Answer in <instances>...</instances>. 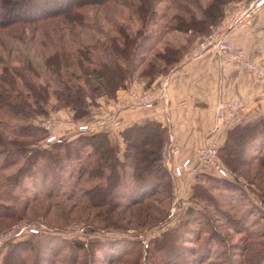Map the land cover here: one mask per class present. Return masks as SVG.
<instances>
[{
  "label": "trees",
  "instance_id": "obj_1",
  "mask_svg": "<svg viewBox=\"0 0 264 264\" xmlns=\"http://www.w3.org/2000/svg\"><path fill=\"white\" fill-rule=\"evenodd\" d=\"M236 1L239 0H0V48L4 52L0 53V168L15 167L6 184L15 187L29 179L34 185L40 180L46 199L62 196L70 201L71 209L93 211L96 220L102 216L103 222H110L103 226L109 230L121 231L129 224L142 228L152 222L164 223L170 216L174 196L172 174L165 164L169 139L166 125L155 119L134 122L119 132L115 143L108 132L99 130L80 131L72 137L55 134V140L47 143L44 138L48 131L42 119L69 108L73 122H85L100 98H116L118 91L133 79L144 78L146 85L152 84L178 66L192 42L224 17L226 5ZM161 3H167L171 13L164 31L153 36L147 28L151 20L155 22L159 17L157 5ZM103 4L129 10L125 23L109 19L112 33L101 24L98 27L97 21L82 11L85 6ZM133 22L138 23L135 29ZM27 27L42 36L34 48L37 60L13 43L26 41ZM94 31L104 33L103 37L95 36ZM168 34L172 35L169 39ZM42 74L48 81H41ZM50 81L55 85L52 88ZM217 159L231 179L207 175L206 183H192L186 217L152 239V252L140 251L142 242L128 238L65 240L41 234L34 239L2 243L0 248L6 247L2 264L15 260L27 264L28 258L30 264H41L36 244L37 248L44 243L51 246L53 241L71 248L69 264H78L81 253L84 264H94L102 257L105 264H126L125 256L136 251L137 258L146 261L159 254L158 259L165 262L166 255L171 254L170 263L189 264L176 241L186 238L187 232L197 244L202 235L192 231L190 223L202 220L209 227L208 237L197 247L183 245L194 264H244L235 254L246 256L248 250V264H264V241H257L256 236L257 225L264 219V117L227 129L223 143L217 147ZM65 170L75 176L70 188L63 186ZM49 178L47 185L44 180ZM207 183L222 189L221 203L213 200L211 193L206 194L210 189ZM27 188L24 185L23 193L12 203L0 201V220L24 217L31 202ZM237 191L255 195L257 202L245 203L243 196L231 198ZM161 192H166L168 198L164 214L152 199ZM209 206L222 216L229 230L252 240L251 247L234 244L228 233L216 232L205 208ZM161 214L163 217L158 219ZM97 227L100 226L91 229ZM118 246L120 252L115 253ZM257 247L262 248L257 252ZM26 250L33 256H24ZM179 257L183 262L176 263ZM48 262L64 264L53 258Z\"/></svg>",
  "mask_w": 264,
  "mask_h": 264
},
{
  "label": "crops",
  "instance_id": "obj_2",
  "mask_svg": "<svg viewBox=\"0 0 264 264\" xmlns=\"http://www.w3.org/2000/svg\"><path fill=\"white\" fill-rule=\"evenodd\" d=\"M227 7L219 24H225L232 16L241 13L246 3L236 1ZM224 34L235 48L264 67V5L251 12L250 18H243L224 30ZM203 37L192 42L178 66L152 84L146 85L144 78H136L125 89L118 91L115 99L100 98V106L93 107L88 117V120L96 119L100 123L94 131L108 132L115 143L123 128L134 122L155 119L168 127L169 143L178 148L174 161L179 163L186 158L193 162L197 150L205 144L214 142L219 147L230 127L264 117V84L255 82L247 70L221 65L220 57L213 48L193 54V47ZM141 97H151L154 103L143 105L138 101ZM232 99L239 100L241 107L232 117L218 123L216 104ZM55 116L62 119L63 125L70 131H74L72 126L76 123L71 120L69 109L60 110ZM70 135L74 136V133ZM198 172L214 175L209 167H202ZM172 179L177 181L178 186L189 188L196 176L184 171L181 177L175 179L172 176ZM179 198L176 195V199Z\"/></svg>",
  "mask_w": 264,
  "mask_h": 264
},
{
  "label": "rangeland",
  "instance_id": "obj_3",
  "mask_svg": "<svg viewBox=\"0 0 264 264\" xmlns=\"http://www.w3.org/2000/svg\"><path fill=\"white\" fill-rule=\"evenodd\" d=\"M239 1H243V0H239ZM248 2V1H247ZM245 2V3H247ZM232 3V2H231ZM231 3H229L228 5H230ZM167 5V3H161L157 5V11H158V18L156 19L155 22H153L151 20L147 30L148 33H150L151 35L155 36V35H159L160 33H162L164 30V23L165 21L168 19L171 10L169 7L165 6ZM226 5L225 9H224V15L225 12L227 11L226 9L228 8ZM117 7V9L115 8ZM230 9V8H229ZM85 10L87 11L88 15H90L91 19H95L97 21L98 27L101 24L102 28H105V30H107L109 33H112L111 30V25L113 21H118V22H122L125 23V19L126 16H128L129 10L127 8L121 7V6H114V8H112L110 5L108 6V4H103V5H95V6H89L87 8V6H85L84 8H82V11ZM116 13V14H115ZM109 19H112V22L109 21ZM222 21V19L220 20ZM220 21L215 24L214 26L209 28V31L206 32L205 34L201 35L202 36H207L212 29L216 28L218 26V24L220 23ZM132 27L135 29L136 27H138V23L137 22H133L132 23ZM95 36L98 37H103L104 33H98L96 31L92 32ZM24 37L25 40L29 41L28 43L25 42H21L20 44L17 42H13L14 44H16V47H19L21 49L24 50H28L29 54L32 56V58L34 60H37V58L34 55V48L37 46L38 42L41 39V33L38 32H31L29 27L25 28L24 30ZM172 37V35L168 34L166 35V38H170ZM200 37V36H199ZM0 53H4L1 48H0ZM40 62H37V67L39 69L42 70V66L39 64ZM43 71V70H42ZM42 82L48 81V78L42 74V77L40 78ZM134 80V79H133ZM132 80V81H133ZM131 81V82H132ZM130 82V83H131ZM129 83V84H130ZM54 83L50 81V87H54ZM108 98V97H105ZM110 99V98H108ZM115 99V98H114ZM100 103L98 106H96L95 108L99 107ZM64 109H69V108H62L60 110H64ZM59 110V111H60ZM70 110V109H69ZM71 111V110H70ZM56 113L51 112L48 116L44 117L43 119L49 118V119H53ZM90 116V114H89ZM88 116V117H89ZM60 121L58 123H56L54 126H52L50 128V130L48 131V134H64L65 136L67 134H69V136H71L70 134L74 133V135L77 132H80L77 128L76 125L77 124H92L93 122H96L98 120L96 119H91L88 120L86 118L85 122H76V124L73 127L74 131L72 132V130L70 131L69 128L67 126L63 125V120L58 118ZM72 120V119H71ZM98 126V125H97ZM97 126L92 127V129L94 130L95 128H97ZM46 136V137H47ZM68 136V135H67ZM72 137V136H71ZM45 139V138H44ZM170 148V143H169V139H168V143L166 145V154L169 151ZM197 153V152H196ZM176 158V157H175ZM186 159V158H185ZM182 159L179 163L181 164L183 160ZM190 163L188 166L183 167L182 168V173L180 176H174L175 179L181 177L184 173V171H187V174H189L190 176H196V179H194V182H201L204 183L207 179V175H212V174H205V173H199L198 170L201 169L202 167H209L212 172H214V176L217 175L215 172V169L213 166L208 165V164H203L200 163L198 158H197V154L195 159H193V162L191 159ZM2 162V157H0V164ZM42 162V161H41ZM219 162V161H218ZM179 164L177 162L174 161V159L172 158L170 160V166L172 164ZM15 171V167L13 168H9V169H1L0 168V201L5 202V203H12L16 200V198L21 195L23 193L22 188L24 185H27V193L30 194L31 196V202H29L28 208L26 213L23 215L24 217L19 219V220H7V221H2L0 220V241L1 244L4 242H15V241H19V240H23V239H30V238H36L42 235H53V236H57L59 238L68 240V239H80V240H87V239H101V240H106V239H117V238H128L131 240H140L142 242V244H140L139 248L140 251L142 250V252H144V250L149 249L152 252V239H154L157 236H160L161 233H163V231H165L166 229L170 228V227H174L176 225L179 224V222L184 219V217H186L185 213L187 210L188 205L190 204V195L192 193V185L188 188V187H184L182 188V186H178L177 185V181L174 182L172 179V184H173V192H174V196H173V200L170 204V216L168 217V219L162 223V224H153L150 223L142 228H139L137 226L134 225H127L128 227L125 228L124 230L121 231H117V230H109L106 229L103 226H108L110 222H108L107 220L104 221L106 223L103 222V217H98L97 219H99L100 221L96 220V218L94 217V212L92 211H85V210H81L78 208L75 209H71L70 208V201L66 200L64 197L60 196V197H56V198H52L50 197L49 199H46L44 197L45 193L44 190L42 188V184L40 180H37V183L32 185V183L30 182L29 179H26L24 181L23 184L21 185H17V186H12V184H6V180H7V176L13 174V172ZM73 174V173H72ZM71 173H69V170H65V172L63 173V186L66 188H70L73 183H75V176L73 178ZM225 178L227 179H231L230 175L226 176ZM39 179V178H38ZM45 183L48 185L50 184L51 178H49V180H44ZM193 182V183H194ZM206 183V182H205ZM208 184V183H207ZM205 184V185H207ZM209 185V192H206V194L208 195H212L211 198L213 200H218V202L221 203L222 201V189H217L215 187V185ZM221 184H218V186L220 187ZM181 188V189H180ZM176 189H178V191H176ZM32 193H35L36 195H33ZM176 195H179L180 198L177 200L176 199ZM229 195V194H227ZM243 196L244 199H242V201H244L245 203L254 201L257 202L255 195L253 194H248V193H242V192H234V194H231V198H243L241 197ZM154 199V204L156 205V207H158L160 209V211L164 214V211L167 208V203L166 201L168 200L167 198V194L166 192H161L159 193V195L155 196ZM224 199V198H223ZM216 202V201H215ZM199 206L203 207V205ZM207 210H209L210 212V217L211 219L214 221L213 224L215 225V231L219 232V234H225L228 233V235H230L228 237L229 240L232 241V243L243 246L245 244H247V246L251 247L252 240H249L247 238H245V236H243L244 234H236L234 232H232L233 230H229L228 229V224H226V222L224 221V219L222 218V216H218L217 213H213L214 208H212V206L205 207ZM262 213H264V208H262ZM160 214V213H159ZM163 214H161L160 216L158 215V219L163 217ZM216 215L219 218H215ZM263 216V215H262ZM190 218L192 217L191 215L189 216ZM116 218V217H115ZM260 219H258L259 221ZM90 222V223H89ZM121 224H126V221H119ZM92 223V224H91ZM198 223V222H197ZM193 222L190 223V227L192 229V231H195V233H201L202 235V239L199 240V242L196 244L195 242H192V238L191 235L186 232L187 237H183L180 241H176L177 247L180 249V254H182V257L186 259V261L189 264H194V260L193 257L190 255V251L188 249H185L183 247V245L186 246H191V247H197L198 245L202 244V241L208 237V225H206L205 221L202 220L201 222H199L198 224ZM99 225L100 227L95 228L94 230L91 229V227H95L96 225ZM95 225V226H94ZM234 226H237L236 223H233ZM22 226H25L26 228L23 229L22 231H20L19 233H17L18 229ZM91 226V227H90ZM29 227H33L35 229L38 230L37 233H30L29 232ZM257 241H264V238L260 237V234L264 232V219H262L260 221V224L257 225ZM264 237V233L262 235ZM240 237H242V239H240ZM254 238V237H253ZM58 242H52L51 246L44 244H40V246H38L37 248V244H36V249L39 250V255L41 257V264H50L48 261L49 259H55L56 261H61L64 264H69V255H70V251L71 248H68L66 246H59L58 244H56ZM0 244V245H1ZM61 245V244H60ZM40 247V248H39ZM245 247V246H244ZM5 248H0V264H2V259H3V254L5 253ZM254 248V247H253ZM256 248V247H255ZM262 247H257V252L261 249ZM4 249V250H3ZM55 249V250H54ZM60 249V250H59ZM137 250V249H136ZM4 251V252H3ZM55 251L59 252V255L54 256L53 253ZM115 253H119L120 252V247L118 246V248L114 249ZM98 253V252H97ZM24 256H33V252H28L27 250L23 252ZM235 254V253H234ZM246 256H238V252H236V259L242 261L244 264H248V261H250V250H248L246 252ZM116 255V254H114ZM159 254H155V256L150 257L149 261L152 264L151 261L154 262V264H172L170 262H172V258L173 255L168 254L166 255L165 258H167V260H165V262H161L158 259ZM126 257V264H137V262L139 261L140 264H149V261L144 260L142 257L137 258V251L136 252H132L129 255L125 256ZM215 255L212 256V261L214 263H216L218 260L216 258H214ZM236 260V261H237ZM31 259L28 258L27 259V264H30ZM84 257H82V253L80 255V258L78 259V264H84ZM8 262V263H7ZM7 264H18L17 261L15 260V262H10L7 261ZM183 262L182 259H180V257L178 258V261L176 263H180ZM105 264V262H103V257L102 258H98L96 260H94V264ZM221 263V262H218ZM113 264H124V263H120V262H113Z\"/></svg>",
  "mask_w": 264,
  "mask_h": 264
},
{
  "label": "built area",
  "instance_id": "obj_4",
  "mask_svg": "<svg viewBox=\"0 0 264 264\" xmlns=\"http://www.w3.org/2000/svg\"><path fill=\"white\" fill-rule=\"evenodd\" d=\"M264 0H249L246 3L245 9L234 16H232L225 24H219L216 28L204 36L203 39L198 43L197 46L193 47L192 53L197 54L202 50L213 48L220 57L221 65H230L236 69H244L251 73L253 80L257 83L264 84V67L260 66L251 61L243 51L234 47V45L226 38L224 30L231 28L235 23L240 22L243 18H250L251 12L262 7ZM140 103L146 106H151L154 103V99L151 97H141L138 100ZM241 107V102L237 99L219 101L215 106L216 119L218 123L222 122L227 117H232L237 109ZM109 119H112L110 117ZM60 120L58 117L53 119H42V125L46 130H50L52 126L58 123ZM99 121L93 122L92 124H77L76 128L79 131L92 130V127L99 125ZM55 134H49L45 138V142H51L55 140ZM197 158L200 163L208 164L214 167L216 174L219 177L228 176L227 170L220 165L217 159V146L214 142H209L197 150ZM178 155V148L170 143L169 151L166 154L165 164L172 176H180L182 168L189 165L190 160L185 159L180 164H172L170 166V160ZM22 226L18 229L17 233L25 229ZM30 233H37L38 230L29 227ZM1 244V241H0Z\"/></svg>",
  "mask_w": 264,
  "mask_h": 264
}]
</instances>
